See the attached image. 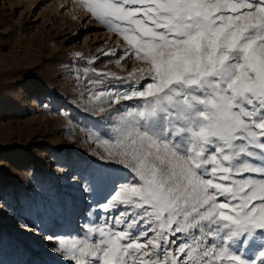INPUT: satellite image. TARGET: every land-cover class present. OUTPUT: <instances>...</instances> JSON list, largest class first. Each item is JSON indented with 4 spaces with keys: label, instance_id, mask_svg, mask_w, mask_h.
<instances>
[{
    "label": "snow or ice",
    "instance_id": "6c2138e0",
    "mask_svg": "<svg viewBox=\"0 0 264 264\" xmlns=\"http://www.w3.org/2000/svg\"><path fill=\"white\" fill-rule=\"evenodd\" d=\"M79 3L145 67L114 77L127 89L89 90L108 128L87 138L127 174L82 181L107 195L79 232L46 235L51 251L65 264H264V0Z\"/></svg>",
    "mask_w": 264,
    "mask_h": 264
},
{
    "label": "rangeland",
    "instance_id": "374dc122",
    "mask_svg": "<svg viewBox=\"0 0 264 264\" xmlns=\"http://www.w3.org/2000/svg\"><path fill=\"white\" fill-rule=\"evenodd\" d=\"M126 48L79 0H0V264H65L46 235L79 232L107 195L99 179L95 194L82 181L127 174L87 138L108 128L89 90L127 89L114 77L145 67L121 59Z\"/></svg>",
    "mask_w": 264,
    "mask_h": 264
}]
</instances>
